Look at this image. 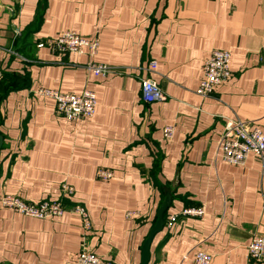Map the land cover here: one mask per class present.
I'll use <instances>...</instances> for the list:
<instances>
[{
    "label": "crops",
    "instance_id": "obj_1",
    "mask_svg": "<svg viewBox=\"0 0 264 264\" xmlns=\"http://www.w3.org/2000/svg\"><path fill=\"white\" fill-rule=\"evenodd\" d=\"M64 31L97 40L94 61L114 73L96 76L87 55L39 47ZM214 49L230 51L231 77L202 97L195 91ZM145 78L164 99H142ZM39 88L91 90L95 114L67 120ZM233 119L264 133V0H0V196L65 207L38 219L0 203V264H74L82 248L141 264L167 194L148 264H194L200 248L210 264H264L247 258L250 239L264 235L262 162L252 153L233 165L219 150ZM101 168L113 177L98 179ZM78 206L90 219L86 233ZM186 207L205 213L181 216Z\"/></svg>",
    "mask_w": 264,
    "mask_h": 264
},
{
    "label": "built area",
    "instance_id": "obj_2",
    "mask_svg": "<svg viewBox=\"0 0 264 264\" xmlns=\"http://www.w3.org/2000/svg\"><path fill=\"white\" fill-rule=\"evenodd\" d=\"M45 45L59 55H87L89 60L85 67L96 76L108 77L114 73L109 65L94 61L98 41L83 37L75 31H64L57 38L48 40L46 43H40L39 47ZM230 56L231 53L228 50L214 49L211 51L204 65L203 77L195 91L197 95L202 97L211 95L217 85L226 82L231 77ZM156 68L157 62L151 61L148 69L153 71ZM35 93L39 97L53 99L57 115L67 120L78 121L93 117L95 114L96 94L91 90L86 89L82 94L74 95L53 89L39 88ZM141 93L142 99L146 103L164 99L159 84L150 78L141 80ZM163 135L165 139H171L174 135V127L172 125L165 126ZM219 150L224 160L233 165L244 164L246 157L254 153L262 162L264 175V133L259 127L240 119L228 120L221 135ZM96 177L101 180H109L113 177V173L109 169L101 168L97 170ZM61 190L63 194L67 195L74 193L73 188L68 184H63ZM0 203L21 215L38 219L58 218L65 211V207L59 201H43L31 204L13 195L0 196ZM73 211L81 217L84 233L88 232L91 229V224L87 211L79 206L75 207ZM204 213L203 207H186L180 212V215L202 217ZM135 214V212H128L127 217H134ZM178 217L179 215H172L169 224L175 223ZM249 242L247 258L254 262H264V235L254 234ZM194 257V264H210L213 258L210 252L201 248L196 250ZM74 264L113 263L103 259L88 248H82Z\"/></svg>",
    "mask_w": 264,
    "mask_h": 264
},
{
    "label": "water",
    "instance_id": "obj_3",
    "mask_svg": "<svg viewBox=\"0 0 264 264\" xmlns=\"http://www.w3.org/2000/svg\"><path fill=\"white\" fill-rule=\"evenodd\" d=\"M2 143V139L0 138V145ZM171 203V199L169 194H167L164 202L162 203L161 207L159 208L158 214H157V221L155 225L150 230L146 240L143 243L142 246V261L141 264H148L150 259V246L152 244V240L156 233L160 232L163 229L164 226V215L167 212L169 206Z\"/></svg>",
    "mask_w": 264,
    "mask_h": 264
}]
</instances>
